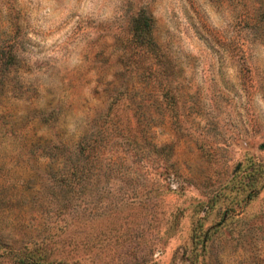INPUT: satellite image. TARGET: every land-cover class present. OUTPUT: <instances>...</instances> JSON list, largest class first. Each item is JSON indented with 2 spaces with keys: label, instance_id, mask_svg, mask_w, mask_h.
<instances>
[{
  "label": "rangeland",
  "instance_id": "obj_1",
  "mask_svg": "<svg viewBox=\"0 0 264 264\" xmlns=\"http://www.w3.org/2000/svg\"><path fill=\"white\" fill-rule=\"evenodd\" d=\"M151 3L76 67L0 30V264H264V0Z\"/></svg>",
  "mask_w": 264,
  "mask_h": 264
},
{
  "label": "clouds",
  "instance_id": "obj_2",
  "mask_svg": "<svg viewBox=\"0 0 264 264\" xmlns=\"http://www.w3.org/2000/svg\"><path fill=\"white\" fill-rule=\"evenodd\" d=\"M129 0H0V30L6 36L15 34L11 20L14 16L16 27L27 41L41 45L46 55L54 58L59 67H76L82 62V52L95 39V29L100 25H115L124 16ZM179 0H170L172 16L178 15L175 6ZM162 0H152L151 4H141L161 28L166 29V17L158 15V6ZM199 4V0H197ZM204 15L212 20L213 27H227L228 20L218 12L202 9ZM82 25H91L80 31ZM264 50V45L261 46ZM36 55L24 49L26 62H35Z\"/></svg>",
  "mask_w": 264,
  "mask_h": 264
},
{
  "label": "trees",
  "instance_id": "obj_3",
  "mask_svg": "<svg viewBox=\"0 0 264 264\" xmlns=\"http://www.w3.org/2000/svg\"><path fill=\"white\" fill-rule=\"evenodd\" d=\"M152 17L148 14L145 10L138 11L136 15L133 17V22L131 25V29L134 33H136L140 41L144 44L154 45L155 47L157 44L155 43L152 32ZM73 169L70 171V174H73ZM2 264V263H1ZM8 264V263H3ZM9 264H66L64 262H54V263H44L41 260L35 259L33 256L27 253H16Z\"/></svg>",
  "mask_w": 264,
  "mask_h": 264
}]
</instances>
